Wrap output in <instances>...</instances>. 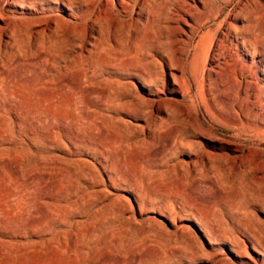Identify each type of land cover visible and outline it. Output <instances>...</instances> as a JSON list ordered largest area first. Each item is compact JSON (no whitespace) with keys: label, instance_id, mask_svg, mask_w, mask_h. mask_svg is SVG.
Wrapping results in <instances>:
<instances>
[{"label":"rangeland","instance_id":"374dc122","mask_svg":"<svg viewBox=\"0 0 264 264\" xmlns=\"http://www.w3.org/2000/svg\"><path fill=\"white\" fill-rule=\"evenodd\" d=\"M55 6L0 0V264H247L249 247L264 254V90L221 96L224 71L202 80L213 54L206 65L205 46L194 55L205 25L186 53L187 93L168 82L156 92L125 35L102 23L87 44L71 41L91 24L81 10L39 34L60 17Z\"/></svg>","mask_w":264,"mask_h":264},{"label":"bare ground","instance_id":"6f19581e","mask_svg":"<svg viewBox=\"0 0 264 264\" xmlns=\"http://www.w3.org/2000/svg\"><path fill=\"white\" fill-rule=\"evenodd\" d=\"M233 1L56 0L55 11L60 17L50 19L39 34L59 28L67 18L76 19V11L81 10L85 15L92 16L91 24L89 29L78 28L69 36L71 41H77L82 46L87 44L86 33L91 34L105 23L114 35L126 36L128 50L134 53L130 58L143 63L142 73L154 91L160 92L168 82L183 97L188 91L185 69L187 50L193 37L208 25L209 30L200 36L194 54L197 56L200 46H205L203 64L206 65L207 55L211 51L213 53L210 60L212 66L207 70L202 69V80L210 82L221 74L219 71H224L226 77L217 79L219 81L214 83L213 92L221 96L227 94L226 91L235 92L245 99L249 93H254L255 88L264 90V0H241L233 11L224 13V7ZM118 53L121 54L120 51ZM117 57L115 55L112 60L117 61ZM152 91L148 90L149 93ZM210 91L207 90L208 95H211ZM249 249L247 264H264V254L256 246Z\"/></svg>","mask_w":264,"mask_h":264}]
</instances>
